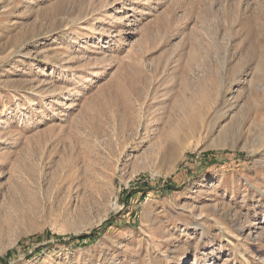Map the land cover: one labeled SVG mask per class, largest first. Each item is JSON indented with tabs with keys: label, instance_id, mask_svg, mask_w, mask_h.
I'll list each match as a JSON object with an SVG mask.
<instances>
[{
	"label": "rangeland",
	"instance_id": "1",
	"mask_svg": "<svg viewBox=\"0 0 264 264\" xmlns=\"http://www.w3.org/2000/svg\"><path fill=\"white\" fill-rule=\"evenodd\" d=\"M263 136L264 0H0V264H264Z\"/></svg>",
	"mask_w": 264,
	"mask_h": 264
},
{
	"label": "trees",
	"instance_id": "2",
	"mask_svg": "<svg viewBox=\"0 0 264 264\" xmlns=\"http://www.w3.org/2000/svg\"><path fill=\"white\" fill-rule=\"evenodd\" d=\"M93 235H94V234L91 233V234H88V235H82V236H80V237H78V238H74V239H77V240H86V239H88V238H92V237H94Z\"/></svg>",
	"mask_w": 264,
	"mask_h": 264
},
{
	"label": "bare ground",
	"instance_id": "3",
	"mask_svg": "<svg viewBox=\"0 0 264 264\" xmlns=\"http://www.w3.org/2000/svg\"><path fill=\"white\" fill-rule=\"evenodd\" d=\"M257 146L264 147V136L259 138V141L257 143Z\"/></svg>",
	"mask_w": 264,
	"mask_h": 264
}]
</instances>
